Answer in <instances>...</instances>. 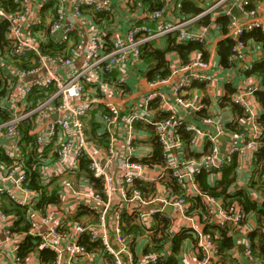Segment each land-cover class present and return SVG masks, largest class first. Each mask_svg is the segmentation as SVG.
I'll list each match as a JSON object with an SVG mask.
<instances>
[{"label": "built area", "instance_id": "built-area-1", "mask_svg": "<svg viewBox=\"0 0 264 264\" xmlns=\"http://www.w3.org/2000/svg\"><path fill=\"white\" fill-rule=\"evenodd\" d=\"M1 1L0 108L9 114V119L0 122V157L11 162H0V255H7L10 264H25L31 255L38 257L35 264H159L172 256L170 251L149 241L145 251L137 254V235L151 233L154 224L162 226L164 221L174 220V211L188 217V199L192 197L205 199L206 210L202 218L206 226L228 229L230 224L238 227L243 223L245 215L241 208L226 207L220 198L203 194L197 175L202 171L222 175L234 159L253 157L264 150V127L256 121L249 103V97L258 89L256 86L242 89L234 98L251 118L252 130L229 132L220 126V133L245 139L242 145L231 144L225 148L221 145L220 135H208L202 128L180 118L171 106L170 96L159 90L160 85L170 82L179 70L186 72L194 66L208 69L209 62L202 58L191 60L167 77L147 79L141 113L127 111L122 117L119 105L102 98L111 90L125 94L124 81L114 76L117 66L129 55L141 59L143 45L169 33H176L182 42L207 43L214 29L222 30L223 35L233 41L227 63L231 67L237 66L248 57L243 36L262 28L258 14L264 0H255L254 6H251L252 0H211L212 4L203 8L202 13L185 20L167 18L172 13L177 16L171 12L173 0H157V6L148 12L146 21H135L112 36L98 26L103 17H112L115 11L113 5L104 0H72L70 11L64 7L63 0H40V11L35 15L32 0L17 2L19 7L13 12L2 6ZM125 3L143 7L141 1L125 0ZM233 7L247 19L242 21L233 12ZM212 14H217V18L227 17V24L222 26L216 19L202 23L197 29H189L190 23ZM80 25L84 27L85 41L77 33ZM52 44L62 46L63 51L52 53L49 47ZM75 47H81L83 55V64L78 70L73 66L77 55ZM254 64L250 62L248 69ZM95 71L98 76L92 77ZM212 80L209 74L191 73L172 84L171 97L183 108L199 111L201 105L197 106L186 92L195 82ZM51 87L55 90L48 93ZM35 89L46 91L47 97L38 99L32 106L33 102L28 98ZM154 101L159 102V107L166 108L164 111L168 116L150 121L161 145L163 171L157 178L149 180L146 170L151 165L134 157L133 130L137 121H149L145 116L148 118ZM95 109L100 110L99 115L109 134L107 146L89 140L86 133L84 117ZM31 116H34V126L29 134L33 139L27 141L21 123ZM121 120L129 127L126 136L118 135L116 131ZM214 122L213 117L205 119L207 124ZM184 132L191 135L189 143L184 139ZM203 137L207 138L210 147L201 157L177 158L176 152L183 154L188 144L195 146ZM83 158L89 159L93 176L101 181V190L92 184L82 192V201L76 198L78 209L60 219L48 209L45 213L40 210L41 194L31 186L33 171L37 170L43 184V180H47L45 184L50 189L54 186L53 181L59 178L61 201L67 200L68 189L74 195L80 194L73 179L89 180L85 176L76 177ZM165 177L175 180L180 192L166 183V189H159L158 183ZM138 181L152 182V192L147 194L138 186ZM117 196L119 200H116ZM4 198L27 207L26 229H19L20 218L16 213L4 209ZM155 203L157 207L145 209ZM261 206L264 207V200ZM167 207L171 212L165 211ZM80 209L87 214L76 220L75 215ZM125 215L131 219L124 218ZM128 223L137 225L139 230L128 232ZM195 235L198 239L197 264H218L223 256L221 245L204 231L195 229ZM28 239L35 244V251L23 259L19 253ZM43 250L53 252V259L41 258ZM245 255L254 263L264 264V255L255 256L250 238L246 241Z\"/></svg>", "mask_w": 264, "mask_h": 264}, {"label": "crops", "instance_id": "crops-1", "mask_svg": "<svg viewBox=\"0 0 264 264\" xmlns=\"http://www.w3.org/2000/svg\"><path fill=\"white\" fill-rule=\"evenodd\" d=\"M20 2L21 0H15ZM34 6V13H39L40 11V0H32ZM65 3V8L67 11L71 10L72 0H63ZM114 7V14L112 17L105 16L100 21L101 25H98L100 30L110 33L112 36L113 33L127 29L133 22H144L147 20L148 12L151 10L148 1H142L143 7L127 5L125 0H104ZM186 0H173L172 10L177 14H168L167 18L175 19H188L193 14L181 13V5ZM197 5L202 8L208 7L212 4L211 0H195ZM242 21H245L247 18L239 15ZM217 18V14L210 15L209 21L214 22ZM258 19L262 23V30L264 32V6L261 7L260 13L258 14ZM202 24L201 20L196 21V23H190L188 25L189 29H197ZM80 31L77 32L82 41H85L83 35L84 27L79 26ZM110 36V37H111ZM226 39L223 35L222 30L217 31L213 30L208 38L206 43L207 56L206 61L209 62L210 66L208 69H202L198 66H194L191 70L186 72L177 71L182 64V60L179 55L175 52L168 54L167 61L171 68V73H177L172 76V80L168 83L160 85L159 90L164 92L166 95L170 96L171 106L175 108L177 115L184 119L188 124L194 125L196 127L202 128L208 135L218 134L220 135V142L223 148L231 144L242 145L245 142V139H234L231 135L222 134L219 131V127H223L226 131H251L252 122L251 118L244 111V116H241L242 109L237 108L234 104V98L239 94L244 88H247L251 85L256 86L258 89L255 91V94L249 97V103L252 108V111L256 117V121L264 127V123L260 121V118L264 115V75L254 74L249 75L247 71L249 70L247 66L250 65V62L262 63L264 61V44L261 41H258L252 37L246 39L248 57L246 60L237 64V66L224 65L221 60V56L218 52V44L220 41ZM167 44L166 36H161L149 41L148 47L152 48H164ZM76 48V58L74 61V68L80 69L83 64V55L81 52V47ZM204 57L201 52L194 51L190 54L191 60H198ZM101 66L98 67V71ZM147 64L143 62L142 59L133 58L132 55H129L127 60L122 62L117 66L114 72V76L120 78L125 83V94H121L117 91L111 90L104 98L103 101H110L119 105L122 113V117L126 114L127 111H134L141 113L142 110V100L145 93L147 92ZM97 71V72H98ZM64 72V71H62ZM97 72L95 71L92 74V77H96ZM204 73L209 74L213 77L211 82H195L192 87L186 92V96L193 100V102L199 106L201 109L199 111H194L191 109H185L178 103L175 99L171 97L172 84L176 81L185 78L191 73ZM95 74V75H94ZM98 76V75H97ZM104 87V85H103ZM230 89H234L232 93L229 92ZM261 92V93H260ZM165 107H159V102L157 101L152 105V109L149 113L148 118L145 116V119H141L134 124V136H135V151L134 157L144 161L145 158L151 157L154 151L155 141V126L151 123L155 120L163 119V115H168V112L164 111ZM208 117H213L215 122L212 124L205 123V119ZM100 124V133L108 132L106 125L103 123L101 116L99 115L96 120ZM151 121V122H150ZM237 124L236 126H233ZM117 134L126 136L129 131L128 125L121 120L116 127ZM190 133L184 132L185 141H189L186 137ZM210 143L207 141L206 137L200 139L199 143L195 146L187 145L186 151L183 154H180L179 151L176 152L177 158H199L203 153L209 150ZM256 157L249 156L246 159H237L236 161V181L233 184L230 192L247 188L250 184L251 179L254 177L255 170V159ZM163 171V166L160 164L151 165L149 169L146 170L147 178L153 179L160 176ZM221 175L219 173L210 174V181L212 184L217 182L220 179ZM74 184L80 194L74 195V192L67 190V200H62L59 204L58 209L56 210L55 206L48 207V212H53V216L56 215L57 219H60L66 213L75 212L77 208L78 201L83 200L82 192H85L87 189L92 187V184L87 179H73ZM173 181L169 177L166 178L163 182L158 183L159 189H166L167 186L170 187V182ZM44 184L47 183V180H43ZM144 191L147 194L152 192V182L143 181ZM77 198V199H76ZM252 198L254 201L258 202V206L262 205L264 200V193L260 190H252ZM120 198L117 196L116 200ZM190 203V214L188 217L180 216L178 213L173 212L174 220L170 221L169 226H159L157 224L152 225V232L147 234L143 233L137 235V240L135 244V252L141 254L147 248V243L149 241L154 242L158 247L162 245L166 247L172 256H177L180 263L182 264H197L198 261V247L195 241L192 238H187L181 243L180 249L177 252L173 250L172 239L174 235L187 230L195 234V229L205 232L206 224L202 218L203 213L205 212V199L199 197L189 198ZM222 203L225 206V202L220 198ZM236 207H240L238 203L234 204ZM158 205L150 204L145 207L146 210L151 209L152 207H157ZM262 207V206H261ZM241 208V207H240ZM264 208V207H263ZM242 210V209H241ZM166 212H171V208H166ZM153 224L154 221H151ZM138 231V230H137ZM228 236L233 242V246L230 249H227L223 252V256L220 258L218 264H257L250 261L245 255V245L248 238L251 239L254 246V251L257 254H260L261 243H264V217L261 216L260 212H251L248 215H245V219L240 226H235L230 224L228 227ZM1 238V235H0ZM261 238L263 240H261ZM198 241V239H197ZM264 249V247H263ZM37 256V255H36ZM8 261V263L6 262ZM30 264H35L38 261V257H33L30 260ZM260 261V260H259ZM0 264H10L9 258L7 255H0Z\"/></svg>", "mask_w": 264, "mask_h": 264}, {"label": "trees", "instance_id": "trees-1", "mask_svg": "<svg viewBox=\"0 0 264 264\" xmlns=\"http://www.w3.org/2000/svg\"><path fill=\"white\" fill-rule=\"evenodd\" d=\"M136 2L141 1V0H135ZM143 1H148L150 8H154L157 6V0H143ZM142 2V1H141ZM255 0H252L251 6H254ZM2 6H4L8 11H16L19 7V4L15 0H2L1 1ZM181 13L182 14H193L198 15L204 11V9L197 5V2L195 0H186L182 3L181 5ZM210 15H205L201 18V22L204 24L210 23L209 21ZM217 21L221 23L222 26H225L228 22V18L225 16H219ZM3 37V35H1ZM248 37H252L258 41L263 42L264 44V32L261 28L255 29L252 32L245 34L243 38L246 40ZM167 39V44L164 48L159 47V48H152L148 47L149 43L143 45L141 47V59L145 64H147V73L146 77L150 79H155L158 76L162 77H167L171 74V68L170 65L167 61V56L170 53H177L182 60V64H187L191 61L190 54L194 51H199L202 53L204 57L202 59H206L207 56V50H206V43L203 42H182L178 40L177 34L176 33H169L166 35ZM232 38L228 37L222 41L219 42L218 44V52L221 56L222 63L224 65H227V58L231 52V48L233 45V41L231 40ZM51 48L52 53H58L63 51L62 46H58L55 44H52L49 46ZM207 60V59H206ZM247 73L249 75H254V74H261L264 75V61L262 63H255L253 68L248 70ZM55 89L54 87H51L47 92L51 93ZM234 89H230L229 92L232 93ZM47 92L43 91L40 92L38 89H35L28 98L29 102H33V105L36 103V101L40 98L45 99L47 97ZM261 93V92H260ZM156 101H154L155 103ZM153 103V104H154ZM158 103V102H157ZM235 106L238 108L242 109L241 116H244V109L237 103H235ZM101 112L102 106H100ZM99 110V111H100ZM99 111L98 109L93 110L89 116L84 117V124L86 128V133L88 136L89 140L95 141L97 144L101 146H107L109 142V134L107 132L100 133V124L96 122V118L99 116ZM168 115L164 114L163 117H166ZM9 119V114L5 111H3L0 108V122L6 121ZM33 119L34 116H31L27 119H25L21 123V128L24 132V135L27 139V141H31L33 139V136L29 134V130L33 128ZM260 121L264 123V115L260 118ZM237 124L232 125L236 126ZM189 140V135L186 136ZM155 145H154V151L151 157H147L144 159V161L150 165L154 164H160L163 163V157H162V149L161 145L155 136ZM189 143V141H187ZM255 175L251 179L250 184L247 188H243L240 190H236L234 192H230V189L232 188L233 184L236 181V161L237 159H234L232 164L229 167H226L220 179L215 182L214 184L211 183L210 181V173L206 171H202L197 175L198 182H199V187L200 190L203 192V194L206 195H212L217 198H221L225 202V206L229 207L231 205H234L235 203H238L242 209V212L244 215H248V213L251 212H260L261 216L264 217V208L261 206H258V202L254 201L252 198V190H260L261 192L264 193V150H260L255 154ZM135 159V158H134ZM138 160V159H137ZM142 161V160H141ZM143 161V162H144ZM0 162H4L6 164H10L11 161L6 159L5 157H0ZM85 176L86 178L89 179V182L91 184H94L97 189L101 190V181L100 179H97L93 176V173L90 170V162L89 159L83 158L80 164V169L79 172L76 174V177H82ZM60 179L57 178L53 181L54 186L50 189L48 187V184H43L41 179L39 178V174L37 170L35 169L33 171L32 175V183L31 186L32 188L38 190L41 194V199L39 202L38 207H40V210H42L44 213L47 212L48 207L50 206H55L61 202V197H60V190H61V184H60ZM138 186L144 190V185L143 181H138L137 182ZM170 187L174 188L177 192H180V187L179 185L176 184L175 180L170 182ZM153 189V185H152ZM4 209L8 213H16L20 221L17 224L19 226V229H26L27 228V223L25 221V216L27 212V207L26 206H21L12 200L8 198H4ZM206 210V208H205ZM83 214H87L83 211L78 212L77 215H75L76 220H80L81 216ZM126 219H131V217H128L125 215ZM128 222V221H126ZM170 221H164L163 227L167 228L169 226ZM127 230L128 232H136L139 230V227L135 224L128 223L127 224ZM216 229V231H214ZM187 230H183L182 232H179L178 234L174 235L172 239L173 243V251L177 252L180 249L181 243L186 240L187 238H192L195 243L197 244L198 247V241H197V236L189 232L187 233ZM215 232H218L215 233ZM205 233L209 234L211 237L214 238L215 241H217L221 247H222V252L226 251L227 249H230L233 246V242L231 238L228 236V229H219L216 228L215 226H210L208 225L205 229ZM261 240H263L261 238ZM261 250H263V253L261 251V256L264 255V243L260 244ZM35 251V244L31 243V241L28 239L25 243H23L22 248L20 250L19 255L23 258L26 259L31 252ZM257 256H260V254L255 253ZM255 255V256H256ZM41 258H44L46 260H51L54 257V253L50 252L48 250H43L40 252ZM256 256V257H257ZM260 258V257H257ZM159 264H182L180 263L179 259L177 256H171L165 261H162Z\"/></svg>", "mask_w": 264, "mask_h": 264}, {"label": "water", "instance_id": "water-1", "mask_svg": "<svg viewBox=\"0 0 264 264\" xmlns=\"http://www.w3.org/2000/svg\"><path fill=\"white\" fill-rule=\"evenodd\" d=\"M233 12L235 13V14H237L238 16L239 15H241L240 14V12L238 11V9L236 8V7H233ZM57 117V114H55L54 116H53V118L55 119ZM213 171L214 172H216V169H213ZM168 208V207H167ZM170 208V207H169ZM168 213V212H167Z\"/></svg>", "mask_w": 264, "mask_h": 264}, {"label": "rangeland", "instance_id": "rangeland-1", "mask_svg": "<svg viewBox=\"0 0 264 264\" xmlns=\"http://www.w3.org/2000/svg\"><path fill=\"white\" fill-rule=\"evenodd\" d=\"M33 257H37L36 255H31V256H29L26 260H25V264H30V260H31V258H33Z\"/></svg>", "mask_w": 264, "mask_h": 264}]
</instances>
